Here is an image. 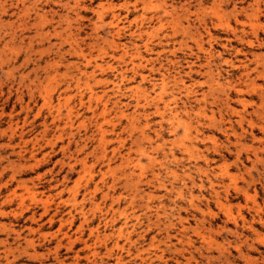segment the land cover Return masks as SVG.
I'll use <instances>...</instances> for the list:
<instances>
[{
	"label": "rangeland",
	"instance_id": "1",
	"mask_svg": "<svg viewBox=\"0 0 264 264\" xmlns=\"http://www.w3.org/2000/svg\"><path fill=\"white\" fill-rule=\"evenodd\" d=\"M0 264H264V0H0Z\"/></svg>",
	"mask_w": 264,
	"mask_h": 264
},
{
	"label": "bare ground",
	"instance_id": "2",
	"mask_svg": "<svg viewBox=\"0 0 264 264\" xmlns=\"http://www.w3.org/2000/svg\"><path fill=\"white\" fill-rule=\"evenodd\" d=\"M252 83H253V81H252ZM249 85H251V84H249ZM254 85V84H253ZM252 86V85H251ZM163 89H164V87H163ZM254 91H255V89H254ZM239 93H240V91H239ZM161 94V93H160ZM25 241H27V240H25ZM27 244L30 246L31 245V242L30 241H27ZM26 244V245H27ZM60 247V246H59ZM25 251V250H24ZM11 253V252H10Z\"/></svg>",
	"mask_w": 264,
	"mask_h": 264
}]
</instances>
